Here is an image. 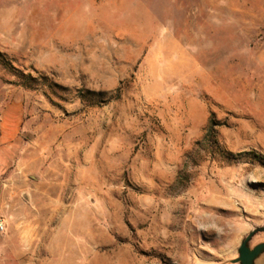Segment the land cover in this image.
<instances>
[{
	"label": "rangeland",
	"instance_id": "obj_1",
	"mask_svg": "<svg viewBox=\"0 0 264 264\" xmlns=\"http://www.w3.org/2000/svg\"><path fill=\"white\" fill-rule=\"evenodd\" d=\"M15 107L0 264H234L264 229V0H0Z\"/></svg>",
	"mask_w": 264,
	"mask_h": 264
},
{
	"label": "crops",
	"instance_id": "obj_2",
	"mask_svg": "<svg viewBox=\"0 0 264 264\" xmlns=\"http://www.w3.org/2000/svg\"><path fill=\"white\" fill-rule=\"evenodd\" d=\"M23 123V111L21 108H10L3 112L1 116V136H0V175L5 174L15 166L18 160L21 142L20 132ZM264 253L255 261V264L262 262Z\"/></svg>",
	"mask_w": 264,
	"mask_h": 264
},
{
	"label": "water",
	"instance_id": "obj_3",
	"mask_svg": "<svg viewBox=\"0 0 264 264\" xmlns=\"http://www.w3.org/2000/svg\"><path fill=\"white\" fill-rule=\"evenodd\" d=\"M260 231H264V229L253 231L244 239L238 250L239 257L233 261L234 264H255L256 259L264 253V243H260L254 248L249 245L253 237Z\"/></svg>",
	"mask_w": 264,
	"mask_h": 264
},
{
	"label": "built area",
	"instance_id": "obj_4",
	"mask_svg": "<svg viewBox=\"0 0 264 264\" xmlns=\"http://www.w3.org/2000/svg\"><path fill=\"white\" fill-rule=\"evenodd\" d=\"M6 230V224L5 223H0V231L4 232Z\"/></svg>",
	"mask_w": 264,
	"mask_h": 264
},
{
	"label": "trees",
	"instance_id": "obj_5",
	"mask_svg": "<svg viewBox=\"0 0 264 264\" xmlns=\"http://www.w3.org/2000/svg\"><path fill=\"white\" fill-rule=\"evenodd\" d=\"M214 130V128H212Z\"/></svg>",
	"mask_w": 264,
	"mask_h": 264
}]
</instances>
